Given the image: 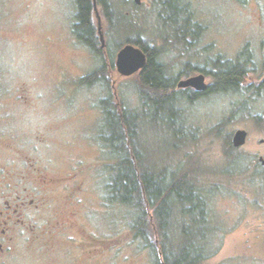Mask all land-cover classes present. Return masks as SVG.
Segmentation results:
<instances>
[{
  "label": "rangeland",
  "instance_id": "rangeland-1",
  "mask_svg": "<svg viewBox=\"0 0 264 264\" xmlns=\"http://www.w3.org/2000/svg\"><path fill=\"white\" fill-rule=\"evenodd\" d=\"M74 1L0 0V175L7 181L0 187V202L2 193L18 189L16 181L8 178L12 172L29 173L37 167L43 175L68 176L78 160L84 164L95 160L99 134L105 129L104 119L97 114L101 99L112 96L117 110L135 115L139 151L154 174L164 171L163 184L185 172L203 190L207 214L193 200L185 205L194 207L191 215L182 216L180 207L171 217L168 232L174 250H182L189 242H183L182 223L193 231L194 239L204 229L206 258L202 264H264V166L259 162V157L264 158V121L247 117L264 115V86L259 87L264 83V0L168 1L163 11L168 20H189L191 30L196 26L198 42L189 52L173 47L172 38L163 42L157 36L173 32L160 20L161 0H141L140 5L133 0H111L115 27L111 31L109 24L108 33L103 20L106 52L97 60L72 49L63 37L75 14ZM126 38H140L148 47L161 49L156 51V61L175 80L187 62L209 70L218 57L241 61L247 70L242 86L237 92L209 91L193 100L179 95L175 119L161 115L163 107L142 113L136 74L116 77L113 73L95 95L100 86L88 81L77 82L72 89L74 79L83 73L101 67L107 73L105 65L114 61ZM111 79H115L116 99ZM211 80L209 76L207 82ZM173 90H177L175 85ZM236 129L247 131L246 142L229 148L223 138L232 137ZM9 132L18 149L11 147L6 152L3 140ZM99 157L104 159L101 177L100 166L90 173L82 171L81 182L66 179L71 181L69 191L66 183L18 181L21 193L27 190L34 198L38 194L43 202L37 208L35 199L22 211L25 224L33 225L35 232L30 225L10 231L0 264H155L157 258L162 260L155 253V242L162 237L153 231L147 242L134 236L132 227L139 211L109 203L110 154ZM71 190L80 193L78 211H85L77 217L84 241L79 250L68 247L58 231L49 229L50 224L72 219L73 204L67 199ZM100 200L108 203L106 210L103 204V209L97 205ZM145 209L147 219H152L153 209L148 205Z\"/></svg>",
  "mask_w": 264,
  "mask_h": 264
},
{
  "label": "trees",
  "instance_id": "trees-1",
  "mask_svg": "<svg viewBox=\"0 0 264 264\" xmlns=\"http://www.w3.org/2000/svg\"><path fill=\"white\" fill-rule=\"evenodd\" d=\"M80 5L81 30L90 32L89 20V0H78ZM108 7V0H98V3ZM109 19V17H108ZM134 43L146 52V44L140 38H126L123 43ZM147 53V52H146ZM155 50H152L148 55V62L144 69L137 75V83L139 84V95L142 99V113L149 112L150 107H155L156 110H161L162 107L167 118L175 119L178 117V110L175 104L178 101L179 92L173 90L175 78L167 76L164 66L160 62L155 61ZM113 61H110L112 64ZM113 65V64H112ZM212 68L205 72L212 78L211 91L237 92L242 86L245 77L246 69L241 61L233 62L221 60L220 57L212 62ZM198 67V71H202ZM264 86V83L260 84ZM193 100V96H182ZM159 107H158V106ZM168 113V114H167ZM148 118L149 114H141ZM104 130L102 136L107 144V148L116 156V164L112 165V169L116 171L112 181L109 182V193L111 192L117 202L134 207L139 211L135 225L132 227L135 238L147 242L151 231L162 237L157 243L158 251L156 255H161L162 260L158 258L155 264H202L206 258L203 248L204 229L198 232L194 239L191 235L192 230H187L184 224L181 223V233L184 236L182 250L177 248L174 250L173 245L169 242V228L172 227L171 217L176 214V208L182 209V216L191 215L194 207L186 208L188 201L193 200L199 202L198 209L202 214H207L203 190L196 186L185 172L179 175L174 174L171 181L163 184L165 173L160 172L158 175L152 172V168L146 164L141 150L138 146L139 138L136 125L133 123L135 115L130 114L126 109L117 110L116 114H110L107 109V114H104ZM247 117L253 118L256 121H264L262 114H248ZM106 125V127H105ZM137 132V133H136ZM227 135L224 139V144L232 148L230 138ZM118 155V164H117ZM118 169V170H117ZM162 185L157 188V185ZM110 196V195H109ZM148 205L153 209L152 219H147V211L145 206ZM178 206V207H176ZM195 211V210H194ZM184 223V222H183ZM191 231V232H189ZM152 244V243H151ZM154 244V243H153ZM154 251L156 249H153Z\"/></svg>",
  "mask_w": 264,
  "mask_h": 264
},
{
  "label": "flooded vegetation",
  "instance_id": "flooded-vegetation-1",
  "mask_svg": "<svg viewBox=\"0 0 264 264\" xmlns=\"http://www.w3.org/2000/svg\"><path fill=\"white\" fill-rule=\"evenodd\" d=\"M90 1V9H89V21H90V32L86 33L83 30H81V18L79 16L80 14V5H79V1L75 0L74 1V8H75V14L73 16V19L71 21V23H67L66 25V31L64 32V39L69 41V45L71 46V48H75L76 51L78 50H82L84 52H86L87 54L91 55L93 58H96L95 60H97L102 53L106 52V43L104 45V47L101 46V39H100V34H99V30H98V25L100 23L101 26V32L103 34V38H104V42L106 41L105 39V32H104V26L103 23L104 21H106L107 23V32L110 33L108 31V26L110 24L111 27V31L112 28L115 27V22L114 20H116V10L112 5L111 0H108V7L105 8L103 6V4H101L100 2L98 3V0H89ZM168 1H174V2H178V0H161V10H160V20L161 22H163L164 24L171 26L173 29L172 33L169 34H165L163 33L164 36L161 35H157L159 36V38L164 42L165 41H169L168 38H172L174 40V42H171L174 44L173 47L175 48H180L181 51H192V49L195 47V45L198 42V38L197 36L198 31L196 29L195 24L193 25V30L189 29V20L188 21H181L176 19H172V20H168L169 17L166 15H163V11L165 10V6L168 4ZM134 2V0H133ZM135 3V2H134ZM136 4V3H135ZM141 4V0L139 4L136 5H140ZM183 13L185 12V10L181 9L180 12ZM93 15H95L96 17V22L93 21ZM115 15V16H114ZM109 17V19H108ZM133 18V17H132ZM131 18V20H132ZM191 18V17H188ZM104 20V21H103ZM113 21V23H112ZM96 23V24H95ZM114 24V25H113ZM162 27V26H161ZM66 33V34H65ZM170 42V41H169ZM126 43L122 44L125 45ZM130 44H134V43H130ZM135 45V44H134ZM120 46L118 48V50L122 47ZM137 46V45H136ZM116 47V46H115ZM139 47V46H138ZM168 48V47H166ZM165 48V49H166ZM146 52L144 51V53L147 56V62H148V55L150 54V52L152 50H161L159 48L156 47H148L146 45ZM117 50V51H118ZM81 53V52H80ZM117 53V52H116ZM156 55V53H155ZM115 58L114 57V61H113V65L112 64H107L105 65L106 71L107 73L109 72V75L107 76V73H103L101 72L102 67L99 69H93L87 73H83L81 76L79 75L78 77H76L74 79L73 82V86L72 89L74 90L76 88V84L77 82H82V81H88L90 83H92L93 85L99 84V88L97 90H95L93 92V95H95L96 93H101V86L102 84H104L105 82L108 83V78H112L113 77V73H115V76L117 77V71H116V67H115ZM146 62V64H147ZM187 65V66H186ZM101 66V65H100ZM146 66V65H145ZM213 65H211L210 69L212 68ZM201 68V67H199ZM144 69V68H143ZM142 69V70H143ZM196 69L197 73L191 74L190 71ZM204 69V68H201ZM141 70V71H142ZM139 71L136 76L141 72ZM206 70H202V71H198V67L194 66L191 62H187L185 64V69L181 71L180 76L178 77L177 80H175V87H176V91L179 92L178 95L180 96H193V98H197L199 96H204L206 95L210 90L211 84H212V80L211 83L207 82V78H209V74L205 72ZM197 74H202L205 77V82L209 85L208 88L204 91H198L196 89H194L193 87H184V88H178V83L182 80H186L190 77H193ZM115 80V79H114ZM111 79V88L114 89L115 87V81ZM106 85V84H104ZM107 86V85H106ZM110 97V99H109ZM112 96H108L105 99H101V105H100V115H98V119L104 118V114H107V109L110 111V114H116L117 113V101L115 103V105H113L112 100H111ZM113 97L116 99V91L114 89L113 92ZM96 119V118H95ZM97 119V120H98ZM14 136L12 133L9 132L7 138H5L3 140L4 145H5V149L6 152H10V148L11 147H15V143H11V139H13ZM99 145L96 148L98 154H97V158H95V160L88 162L87 164H84L81 160H78L79 163L77 165L72 166V172L68 175H61V176H53L51 174H40L37 173L38 169L36 168H30L29 173H26L24 170L22 172H12V174L10 176H8V178H13L16 182L15 185L18 189H16L14 192H8L7 194L4 195V193H2V202H0V252H3L4 250V244L10 239L11 236H9V232L12 230H15V228H18V226H24V227H31V231L32 233L35 232V227L31 224H25V220L23 219L22 216V211L29 207L28 205H32L34 203V200H37V203L34 204L37 208L39 206V204L41 205V203L43 202V197H39L38 194H34V197H30L32 195L29 196L27 190L26 193H21V191L19 190V180L25 179L27 178V180H30V182L33 184L38 185L37 182L39 183H50L53 186H57V184H65L64 187L67 189V191H69L70 189V185L69 182L71 181H66L69 179H72L73 182H81L80 180V175L81 172L83 171L84 173L86 171H92L94 170L96 167H101V172L98 174L101 177L102 174V170H103V162L104 159H102L101 157L98 158L99 156H103L105 152L110 154V158H109V162L111 165H114L116 162V156L113 153V157H112V152L107 148V144L104 142V138L102 136V133L99 134ZM104 143V144H103ZM18 149V148H17ZM108 150V151H106ZM107 155V154H106ZM13 160V159H12ZM23 161V160H21ZM33 163H30V166H32ZM103 166V167H102ZM6 171L10 172L11 169H7ZM27 171V169H26ZM25 175H23V174ZM110 174H113V176H111V181L113 179V177L115 176L116 171L114 169L111 168ZM86 174V173H85ZM3 175H0V187L2 185H4L5 183H7V181L3 182ZM23 177V178H21ZM19 178V179H17ZM77 187V186H75ZM63 189V188H61ZM24 190V191H25ZM80 191V190H78ZM67 199L69 200V203L73 204V211L70 213V217H72V219L70 220L68 217L65 220L59 221V222H55L53 224L49 225V229H51L50 231H58L61 235H62V240L65 244H67L68 247H75L77 250H79L81 248V245L84 244L83 241V235H81V229L80 226L77 223V217L80 216L82 217L83 214H85V211H78V207H81V197H80V193L78 194V192L75 191H70V195H67ZM30 198V199H29ZM109 203H117L116 198L114 197V195L110 192V196H109ZM103 204V206L105 207V209L101 208V205ZM107 202L102 203V201L100 200L99 203L97 205L100 206L101 209L106 210L107 209ZM93 210V209H90ZM70 223V224H67ZM80 224V223H79ZM53 225V226H52ZM46 230H48V227H46ZM63 230V231H62ZM43 232H45L44 230H42ZM84 231V229H83ZM73 232L74 234H77L78 237L75 236H71L69 233ZM61 240V242H62ZM70 249V248H69Z\"/></svg>",
  "mask_w": 264,
  "mask_h": 264
},
{
  "label": "water",
  "instance_id": "water-1",
  "mask_svg": "<svg viewBox=\"0 0 264 264\" xmlns=\"http://www.w3.org/2000/svg\"><path fill=\"white\" fill-rule=\"evenodd\" d=\"M134 2L139 4L140 0H134ZM98 30L101 39V46L104 47L105 42L101 32L100 23L98 25ZM146 62L147 56L140 47L126 43L116 53L115 67L119 77H128L141 71L145 67ZM208 86L209 85L205 82V77L202 74H197L186 80L180 81L177 87H193L198 91H204ZM246 139L247 131L244 129H236L231 137V145L233 147H240L244 145ZM259 162L264 166V158L259 157Z\"/></svg>",
  "mask_w": 264,
  "mask_h": 264
},
{
  "label": "bare ground",
  "instance_id": "bare-ground-1",
  "mask_svg": "<svg viewBox=\"0 0 264 264\" xmlns=\"http://www.w3.org/2000/svg\"><path fill=\"white\" fill-rule=\"evenodd\" d=\"M89 21V20H88ZM156 61V60H155Z\"/></svg>",
  "mask_w": 264,
  "mask_h": 264
}]
</instances>
